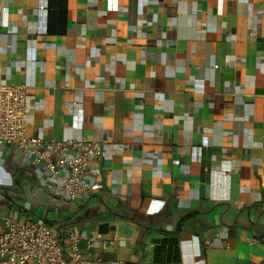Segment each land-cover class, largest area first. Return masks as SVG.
<instances>
[{
	"label": "crops",
	"instance_id": "0c3cea01",
	"mask_svg": "<svg viewBox=\"0 0 264 264\" xmlns=\"http://www.w3.org/2000/svg\"><path fill=\"white\" fill-rule=\"evenodd\" d=\"M119 2L0 0L26 135L103 142L77 200L0 145V214L102 233L99 264H264V0Z\"/></svg>",
	"mask_w": 264,
	"mask_h": 264
},
{
	"label": "built area",
	"instance_id": "2783aa9c",
	"mask_svg": "<svg viewBox=\"0 0 264 264\" xmlns=\"http://www.w3.org/2000/svg\"><path fill=\"white\" fill-rule=\"evenodd\" d=\"M106 6L116 12L120 2L106 0ZM29 107L27 85L0 82V145L15 146L31 164L47 169L45 187L65 192L70 200L90 194L89 165L101 158L103 142L30 137L25 133ZM113 242L99 232L84 238L72 227L61 230L36 217L21 222L0 214V264H99L102 259L94 254L95 244L107 251Z\"/></svg>",
	"mask_w": 264,
	"mask_h": 264
}]
</instances>
